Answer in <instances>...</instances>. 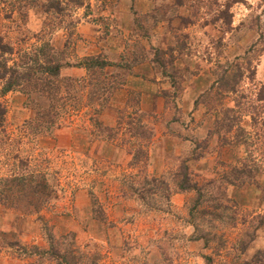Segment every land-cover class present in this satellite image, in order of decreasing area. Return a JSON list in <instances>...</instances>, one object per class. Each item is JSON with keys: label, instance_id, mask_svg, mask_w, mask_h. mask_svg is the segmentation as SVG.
I'll use <instances>...</instances> for the list:
<instances>
[{"label": "rangeland", "instance_id": "obj_1", "mask_svg": "<svg viewBox=\"0 0 264 264\" xmlns=\"http://www.w3.org/2000/svg\"><path fill=\"white\" fill-rule=\"evenodd\" d=\"M0 42L63 66L0 79V264H264V0H0Z\"/></svg>", "mask_w": 264, "mask_h": 264}, {"label": "trees", "instance_id": "obj_2", "mask_svg": "<svg viewBox=\"0 0 264 264\" xmlns=\"http://www.w3.org/2000/svg\"><path fill=\"white\" fill-rule=\"evenodd\" d=\"M53 6V5H52ZM48 50L47 45H42V47L39 49V53L42 56L46 55V50ZM12 50L10 47L6 46V45H2V43L0 42V56H2V54H7V53H11ZM25 59L32 61L33 64H35V67H26L25 71L21 72H17V70L13 69V68H8L6 66L5 63L0 62V79H3L5 77H8L6 79V81L3 84V88H2V92H8L11 89H13L16 86H19L21 83L20 82H27L29 83L32 78L34 77L35 74V70L37 71H42L44 73H46L47 78H45L44 81V87H45V92L48 93L49 95H51L52 93H57L58 91L61 90V86L59 87L60 82L55 81L56 78L59 77V73L61 71V69H63V66L58 63V61L54 60L53 57L47 56L46 55V59L45 60V64H38V57L35 56L33 58L29 57V56H25ZM23 64H26V62H24ZM107 66V63L103 60H100L98 58H92L89 57L87 59H84L81 63L75 64V65H67V67H75L76 69H84L86 71V73L89 74V78H90V83L95 80V76H97L98 74H100L99 72H101L105 67ZM23 68V67H22ZM99 70V71H98ZM54 79V80H52ZM70 81V79H69ZM72 81V82H71ZM70 83L71 84H67L65 87L67 89H69V87L76 91L77 87H79V82L80 80L75 79V80H71ZM96 86L94 87L95 90L92 91V96L93 99L98 95V93H105V91L108 92V90L111 89V84L110 82H105V78L104 80L101 79V81L96 80ZM70 89V90H71ZM232 90V89H231ZM3 115H4V110L0 108V122L3 120ZM184 169L186 170V167H184L182 170V176L181 174H179L178 176H175V183L176 185H178V189L180 192H186V191H191L193 189H195V186H191V183L189 182L188 179V175L186 174V172L184 173ZM181 176V178H179ZM37 192V188L33 187L32 188V194L34 195V193Z\"/></svg>", "mask_w": 264, "mask_h": 264}]
</instances>
